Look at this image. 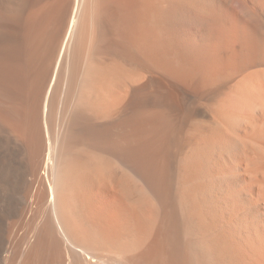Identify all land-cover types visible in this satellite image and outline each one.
<instances>
[{
  "label": "bare ground",
  "instance_id": "1",
  "mask_svg": "<svg viewBox=\"0 0 264 264\" xmlns=\"http://www.w3.org/2000/svg\"><path fill=\"white\" fill-rule=\"evenodd\" d=\"M0 264H264V0H0Z\"/></svg>",
  "mask_w": 264,
  "mask_h": 264
}]
</instances>
